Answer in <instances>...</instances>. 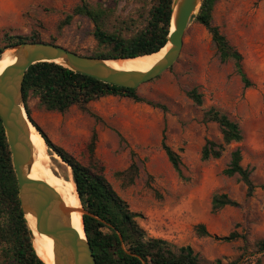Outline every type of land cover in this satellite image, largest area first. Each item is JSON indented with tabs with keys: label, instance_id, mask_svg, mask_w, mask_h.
<instances>
[{
	"label": "rangeland",
	"instance_id": "374dc122",
	"mask_svg": "<svg viewBox=\"0 0 264 264\" xmlns=\"http://www.w3.org/2000/svg\"><path fill=\"white\" fill-rule=\"evenodd\" d=\"M88 1L113 12L112 27H126L125 22L131 29L133 22L140 21L136 10L144 5V1L132 0ZM79 3L0 0V46L5 34L29 37L37 33L45 43L54 41L82 54L95 52L94 26L87 18L77 16L62 30L58 28ZM193 20L184 34L177 62L137 89L140 97L164 109L110 96L90 103L87 111L72 107L60 114L46 111L37 98L30 97L31 118L55 146L77 161L103 167L114 191L131 211L141 215L137 221L148 238L162 239L175 251L191 247L202 264H229L239 258L243 263L258 257L264 264V254L253 255L255 244L264 240V0H221L214 9V25L242 54L252 88H244L232 62L219 60L210 33ZM194 88L202 95V106L187 96ZM210 109L237 122L243 141L227 146L220 159L203 161L205 143L222 142L219 126L204 121ZM94 136L91 160L88 146ZM163 136L181 156L184 179L162 148ZM236 149L241 150L242 164L256 186L252 197L246 196L238 176L224 174ZM133 164L138 173L128 184L118 174ZM43 165L58 178L72 177L71 169L48 147ZM216 194H227L239 206L213 213L211 200ZM199 225L206 227L209 237L198 236ZM232 233L237 239H219ZM2 260L0 249V264Z\"/></svg>",
	"mask_w": 264,
	"mask_h": 264
},
{
	"label": "trees",
	"instance_id": "16d2710c",
	"mask_svg": "<svg viewBox=\"0 0 264 264\" xmlns=\"http://www.w3.org/2000/svg\"><path fill=\"white\" fill-rule=\"evenodd\" d=\"M144 1L136 13L140 19L134 28L111 26L112 11L109 8L94 6L88 0H80L72 13L60 22L59 30L71 24L77 16L90 20L94 26L93 37L97 50L92 53L76 54L103 60L135 59L159 53L168 42L173 0H132ZM221 0H205L194 22L202 25L211 35L219 60L232 62L235 72L240 77L244 88H252L253 82L248 77L242 54L228 41L220 28L214 25L215 5ZM26 42H43L39 34L29 37L5 34L0 57L5 50ZM56 45L54 41L47 42ZM68 50V49H67ZM71 51V50H69ZM123 97L136 103H146L154 108L163 106L139 96L137 89L123 88L99 81L90 76L73 72L55 63H38L31 66L24 77L23 98L26 114L39 131L47 147L56 153L71 169L72 178L81 205L86 212L83 223L87 241L97 264H202L191 247H182L178 251L162 239L148 238L146 231L137 219L140 214L130 210L129 205L114 191L103 174V167L77 161L68 152L55 146L31 118L28 107L30 97L37 98L39 105L48 112L67 113L72 107L87 111V105L105 97ZM189 99L202 106L203 98L197 88L187 93ZM206 123H216L221 131L222 142L207 141L202 148L203 161L220 159L227 146L243 141L240 125L216 109L204 114ZM96 136L88 146L91 160L94 158ZM162 148L177 175L184 179L181 156L175 152L163 136ZM240 149L231 153V159L224 174L238 176L246 187V196L252 197L256 186L251 180L250 171L242 164ZM138 173L135 164L118 175L125 177L128 184L134 182ZM19 188L12 166L11 153L0 119V249L1 264H45L36 254L32 244V233L28 228L19 200ZM239 203L227 194H216L211 200L212 212L225 207H238ZM200 237L210 234L204 225L196 227ZM237 234L219 238L229 242L237 239ZM264 254V240L255 244L253 255ZM241 258L229 264H262L261 257L254 260ZM215 264H222L216 261Z\"/></svg>",
	"mask_w": 264,
	"mask_h": 264
},
{
	"label": "water",
	"instance_id": "95a60500",
	"mask_svg": "<svg viewBox=\"0 0 264 264\" xmlns=\"http://www.w3.org/2000/svg\"><path fill=\"white\" fill-rule=\"evenodd\" d=\"M204 1L173 0L170 32L166 44V46L170 44V47L164 57L145 73L116 70L107 62L117 60L85 57L64 47L45 42H26L5 50L4 53L14 50L15 63L10 70L0 76V119L11 153L12 166L19 188L18 196L25 220L28 225L26 217L33 216L38 234L53 241V264L97 263L87 241L85 230L84 238L74 233L71 224V215L74 211L52 187L29 178L34 160L33 146L30 142V124L35 126L26 114L23 101V82L27 70L38 63H55L114 86L138 89L139 86L157 78L177 62L183 48L186 29L194 16L198 14ZM171 24H173V30ZM81 213L83 222V215L86 212L82 205ZM28 228L32 233L29 225ZM32 237L34 240L33 234Z\"/></svg>",
	"mask_w": 264,
	"mask_h": 264
},
{
	"label": "bare ground",
	"instance_id": "6f19581e",
	"mask_svg": "<svg viewBox=\"0 0 264 264\" xmlns=\"http://www.w3.org/2000/svg\"><path fill=\"white\" fill-rule=\"evenodd\" d=\"M171 29L173 30V24H171ZM169 47L170 44H168L159 53L153 55L138 57L135 59L109 61L107 64L120 71L145 73L151 70L164 57ZM13 54L14 50L6 51L0 59V76L10 70V68L14 65L15 58H13ZM57 62L62 63V61ZM30 142L33 146L34 160L29 178L33 181L42 182L52 187L55 192L62 197L66 205L74 211L71 215V224L74 233L80 238H84L85 235L82 222L81 203L72 177H70L69 180L58 178L50 168L43 165V162L46 159L47 145L38 130L31 124ZM26 218L34 236V240L32 237V244L37 256L46 264H53V241L46 236L38 234L36 222L33 216L28 215Z\"/></svg>",
	"mask_w": 264,
	"mask_h": 264
}]
</instances>
